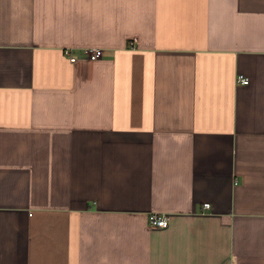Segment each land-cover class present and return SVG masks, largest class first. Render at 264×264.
Returning a JSON list of instances; mask_svg holds the SVG:
<instances>
[{
  "label": "crops",
  "instance_id": "crops-1",
  "mask_svg": "<svg viewBox=\"0 0 264 264\" xmlns=\"http://www.w3.org/2000/svg\"><path fill=\"white\" fill-rule=\"evenodd\" d=\"M0 264H264V0H0Z\"/></svg>",
  "mask_w": 264,
  "mask_h": 264
},
{
  "label": "built area",
  "instance_id": "built-area-1",
  "mask_svg": "<svg viewBox=\"0 0 264 264\" xmlns=\"http://www.w3.org/2000/svg\"><path fill=\"white\" fill-rule=\"evenodd\" d=\"M65 53L69 55L70 61H75L76 56L71 54L69 48L64 49ZM83 52L89 59H97L102 55V49L100 47H85ZM236 81L241 84L248 83L249 79L246 75L239 73L236 77ZM203 207H209V203H203ZM148 221L151 225L165 227L169 222V217L165 213L151 212L148 215Z\"/></svg>",
  "mask_w": 264,
  "mask_h": 264
}]
</instances>
